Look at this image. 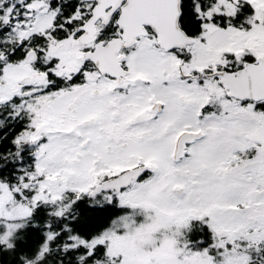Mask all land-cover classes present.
Returning a JSON list of instances; mask_svg holds the SVG:
<instances>
[{"label":"snow or ice","instance_id":"snow-or-ice-1","mask_svg":"<svg viewBox=\"0 0 264 264\" xmlns=\"http://www.w3.org/2000/svg\"><path fill=\"white\" fill-rule=\"evenodd\" d=\"M0 264H264V0H0Z\"/></svg>","mask_w":264,"mask_h":264}]
</instances>
